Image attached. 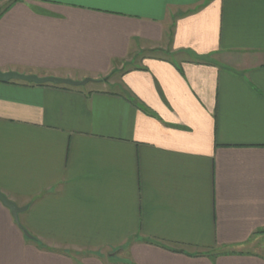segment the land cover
<instances>
[{
  "label": "crops",
  "instance_id": "crops-1",
  "mask_svg": "<svg viewBox=\"0 0 264 264\" xmlns=\"http://www.w3.org/2000/svg\"><path fill=\"white\" fill-rule=\"evenodd\" d=\"M13 1L0 264H264V0Z\"/></svg>",
  "mask_w": 264,
  "mask_h": 264
},
{
  "label": "water",
  "instance_id": "water-1",
  "mask_svg": "<svg viewBox=\"0 0 264 264\" xmlns=\"http://www.w3.org/2000/svg\"><path fill=\"white\" fill-rule=\"evenodd\" d=\"M0 82L2 83H11V82H20V83H28L34 84L38 86L44 85H54V86H64L70 88H80L85 87L88 84L94 82L91 79H84L83 81H74L67 78H60L55 76H38L34 74H25L17 71H8L2 72L0 71ZM0 200L3 204L8 207L16 222L19 224V215L25 212L26 208L18 207L13 201H11L5 194L0 191ZM27 237H30L29 233L25 231Z\"/></svg>",
  "mask_w": 264,
  "mask_h": 264
},
{
  "label": "trees",
  "instance_id": "trees-1",
  "mask_svg": "<svg viewBox=\"0 0 264 264\" xmlns=\"http://www.w3.org/2000/svg\"><path fill=\"white\" fill-rule=\"evenodd\" d=\"M18 0H16V1H13L8 7H7V9L12 5V4H14V2H17ZM54 86V85H53ZM67 88H70V87H67Z\"/></svg>",
  "mask_w": 264,
  "mask_h": 264
}]
</instances>
